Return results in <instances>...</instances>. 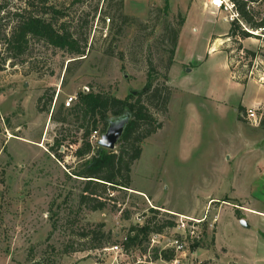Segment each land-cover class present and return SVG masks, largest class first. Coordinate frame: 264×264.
I'll return each mask as SVG.
<instances>
[{
	"label": "rangeland",
	"instance_id": "obj_1",
	"mask_svg": "<svg viewBox=\"0 0 264 264\" xmlns=\"http://www.w3.org/2000/svg\"><path fill=\"white\" fill-rule=\"evenodd\" d=\"M22 1L9 0L10 11ZM46 1L67 12L59 24L86 38L85 57L35 42L25 63L0 71V264H152V236L144 254L111 250L150 209L158 220L199 222L188 264H264V37L226 39L234 18L227 0ZM180 21L166 72L165 28ZM149 66L171 90L167 116L151 111L163 126L143 142L130 188L111 192L103 211H88L78 205L83 182L71 175L82 131L65 111L74 102H65L88 91L131 100ZM247 110L261 115L258 126L244 119ZM99 225L100 240L81 236Z\"/></svg>",
	"mask_w": 264,
	"mask_h": 264
},
{
	"label": "trees",
	"instance_id": "obj_2",
	"mask_svg": "<svg viewBox=\"0 0 264 264\" xmlns=\"http://www.w3.org/2000/svg\"><path fill=\"white\" fill-rule=\"evenodd\" d=\"M83 0H72V4L82 3ZM232 6L234 18L230 21L226 39L239 43L250 38L264 37V0H228ZM121 3V2H120ZM117 4L118 18L123 24L129 20L120 14L121 4ZM46 0H23L22 4L10 11L9 0H0V71L6 62L13 65L25 63L30 55L31 43H43L51 49L64 52L75 61L85 57L86 38L74 37L68 30L66 22L59 21L67 17L65 10H56L47 6ZM168 4L165 1L164 15L167 14ZM9 21V24H8ZM183 21L176 28H165V41L170 48L166 63V72L172 66L177 39ZM164 40V39H163ZM252 58L256 54L245 51ZM264 63V55H260ZM69 62L70 63H74ZM146 83L136 97L131 100H120L112 95L93 93H78L74 104L66 109L67 116L79 122L82 131L80 145L74 152V157L80 161L78 169L71 175L83 182V187L78 196V205L88 211H103L112 201L111 192L125 191L130 188L131 168L139 159L143 142L161 130L163 124L153 116L151 111L166 117L171 90L168 86L155 83L152 78V67L149 66ZM69 71V68H66ZM241 84H244L243 82ZM41 97L38 102L43 100ZM63 105L61 106V109ZM242 109L239 108V112ZM61 111V110H60ZM128 116L122 134L116 143V149L109 151L93 147L90 139L95 134L104 135L108 129L109 119L112 117ZM240 121L241 118L238 117ZM64 125L65 119L58 120ZM264 123V118L262 120ZM59 149L61 143L54 140L51 147ZM149 217L142 226H132L127 231L121 244L123 253L135 249L146 253L150 236L163 235L174 227L171 220H158L157 210H149ZM101 225L98 230H91L88 235L93 240L102 238ZM116 246V245H115ZM112 247V246H111ZM114 247V246H113ZM191 245L192 251L197 248ZM153 261L160 259L170 261L173 252H158L153 250Z\"/></svg>",
	"mask_w": 264,
	"mask_h": 264
},
{
	"label": "built area",
	"instance_id": "obj_3",
	"mask_svg": "<svg viewBox=\"0 0 264 264\" xmlns=\"http://www.w3.org/2000/svg\"><path fill=\"white\" fill-rule=\"evenodd\" d=\"M74 101L75 98H68L65 102V106L70 107V105ZM244 119L250 124H253L254 126H258V124L261 122L262 117L261 115L257 116L254 110H247L245 112ZM173 223H174V227L170 229L169 232L171 230L176 231V236H173L172 238H168L167 236L169 232H167L163 235H152V239H151L152 246L157 245L155 247L159 248V253L173 252L174 254L173 259L170 261H164L159 257L158 260L156 261L152 260V264L155 262H158L159 264H188V261H185L189 250V247L187 245L189 242L191 243L190 245L193 244V241L195 239V231L199 222L186 218H178L177 220H174ZM160 240H162V244H160ZM111 250L121 252V247L114 246L111 248ZM195 264H203V263L196 262Z\"/></svg>",
	"mask_w": 264,
	"mask_h": 264
},
{
	"label": "water",
	"instance_id": "obj_4",
	"mask_svg": "<svg viewBox=\"0 0 264 264\" xmlns=\"http://www.w3.org/2000/svg\"><path fill=\"white\" fill-rule=\"evenodd\" d=\"M133 95H135V93H133ZM125 125H126L125 120H119L113 123L112 125H109L106 133L101 136L97 145L109 151L114 150L116 147V143L118 142ZM240 225L243 228L246 229L248 228V225L243 220L240 221Z\"/></svg>",
	"mask_w": 264,
	"mask_h": 264
},
{
	"label": "crops",
	"instance_id": "obj_5",
	"mask_svg": "<svg viewBox=\"0 0 264 264\" xmlns=\"http://www.w3.org/2000/svg\"><path fill=\"white\" fill-rule=\"evenodd\" d=\"M253 211V210H252ZM254 212V211H253ZM255 213V212H254ZM255 214H260V213H255ZM260 215H262V216H264V214H260Z\"/></svg>",
	"mask_w": 264,
	"mask_h": 264
}]
</instances>
